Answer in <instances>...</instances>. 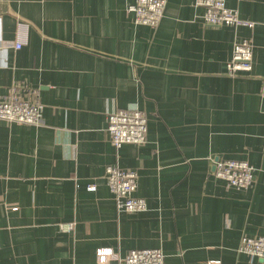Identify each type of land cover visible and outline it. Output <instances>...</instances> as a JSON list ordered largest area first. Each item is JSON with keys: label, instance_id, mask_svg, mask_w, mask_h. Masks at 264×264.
I'll return each instance as SVG.
<instances>
[{"label": "crops", "instance_id": "0c3cea01", "mask_svg": "<svg viewBox=\"0 0 264 264\" xmlns=\"http://www.w3.org/2000/svg\"><path fill=\"white\" fill-rule=\"evenodd\" d=\"M135 1L0 0V95L17 87L42 119L0 120V264L114 263L135 249L260 264L237 247L264 236V0H225L253 30L204 26L195 0H165L155 28L137 25ZM244 39L252 70L229 76ZM127 109L145 113L147 139L116 149L108 115ZM218 159L250 164L252 187L227 188ZM112 165L137 173L144 212L116 210Z\"/></svg>", "mask_w": 264, "mask_h": 264}, {"label": "built area", "instance_id": "2783aa9c", "mask_svg": "<svg viewBox=\"0 0 264 264\" xmlns=\"http://www.w3.org/2000/svg\"><path fill=\"white\" fill-rule=\"evenodd\" d=\"M195 7L202 9V21L209 27H246L253 30L255 24L239 18L236 11L226 7L225 0H195ZM165 0H136L127 7L137 25L155 28L163 18ZM21 47L19 41L14 48ZM253 45L251 40L244 39L235 43L232 48L231 59L227 63V73L235 76L237 73H246L253 66ZM0 120L20 125H42L40 107L32 97H24L21 90L13 86L9 91L0 95ZM107 133L111 144L116 148L123 145H142L147 139V117L138 109L119 110L108 115ZM264 150V136H263ZM214 176L223 181L227 188L249 189L254 183V168L245 161L232 159H218L212 164ZM106 184L112 194L118 212L141 213L146 210L144 199L136 197L138 175L134 171H127L117 166H108L105 170ZM95 190L94 185L88 187ZM72 223L61 224L60 231L69 233L73 230ZM239 253L258 259L264 264V236L245 237L240 239L237 247ZM97 259L109 261L114 253L109 248L96 250ZM103 264H165L164 255L160 249H135L129 251L122 259L114 263ZM207 264H219L208 262Z\"/></svg>", "mask_w": 264, "mask_h": 264}]
</instances>
